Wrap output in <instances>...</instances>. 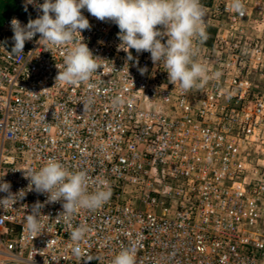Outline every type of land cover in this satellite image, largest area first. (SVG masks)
Listing matches in <instances>:
<instances>
[{"label": "built area", "instance_id": "1", "mask_svg": "<svg viewBox=\"0 0 264 264\" xmlns=\"http://www.w3.org/2000/svg\"><path fill=\"white\" fill-rule=\"evenodd\" d=\"M242 2L240 15L233 0H200L207 40L194 47L209 80L184 92L150 53L132 49L129 61L117 51L118 27L86 9L81 35L100 65L89 81L56 80L64 47L40 45L39 34L11 57V20L42 15L17 0L25 14L0 27V183L25 195L0 208V264H111L128 247L136 264H264V175L251 153L264 126V0ZM49 158L106 179L109 201L57 218L62 202L29 191L24 174ZM37 201L33 233L26 217ZM80 224L90 231L77 257L70 233Z\"/></svg>", "mask_w": 264, "mask_h": 264}, {"label": "clouds", "instance_id": "2", "mask_svg": "<svg viewBox=\"0 0 264 264\" xmlns=\"http://www.w3.org/2000/svg\"><path fill=\"white\" fill-rule=\"evenodd\" d=\"M33 4L42 15L36 19L29 18L27 24L13 18L10 22L13 31L14 46L11 57L22 56L26 41H31L39 34L38 43L46 48L63 46V62L56 80L68 85H77L90 80L100 65L90 51L81 32L90 29L88 19L81 10L86 9L99 21H111L119 32L120 44L117 51H124L129 61L133 60L130 50L136 53L148 52L154 65H163L168 80L173 85L188 92L200 89L209 80L208 68L197 59L198 47L207 40L205 30V10L200 0H44L42 4L36 0H26ZM233 9L243 15L245 6L242 0H233ZM157 26H162L161 30ZM166 42H162L164 38ZM143 74L146 69H140ZM221 73L216 72L219 78ZM122 97L113 98V106L123 103ZM91 99L85 104L87 108ZM29 179L28 190L47 194L48 202H62L63 211L57 218L71 222L82 209L95 210L102 207L112 196L109 182L104 178L93 181L83 170H70L56 158H49L39 169L29 168L24 171ZM95 190L90 191V184ZM9 182L0 183V192L7 195L0 199V208H7L25 195L10 191ZM43 205L37 201L26 217L29 232H40L42 225L39 217ZM89 227L85 224L76 226L70 233L74 242L73 253L80 256L79 244L85 239ZM111 264H136V252L132 247L122 249L114 256Z\"/></svg>", "mask_w": 264, "mask_h": 264}, {"label": "rangeland", "instance_id": "3", "mask_svg": "<svg viewBox=\"0 0 264 264\" xmlns=\"http://www.w3.org/2000/svg\"><path fill=\"white\" fill-rule=\"evenodd\" d=\"M13 1L17 3V0ZM13 13L15 12L9 9L5 12L0 9V20L3 21L1 26L5 23L6 19ZM251 153L253 154L254 167L261 169V173L264 175V126L262 127V131L260 132L259 140L256 141L251 147ZM262 258L264 260V257Z\"/></svg>", "mask_w": 264, "mask_h": 264}, {"label": "trees", "instance_id": "4", "mask_svg": "<svg viewBox=\"0 0 264 264\" xmlns=\"http://www.w3.org/2000/svg\"><path fill=\"white\" fill-rule=\"evenodd\" d=\"M0 9L5 12L6 10H12L21 15H24V11L17 5V3L13 0H0ZM2 20H0V26L2 24Z\"/></svg>", "mask_w": 264, "mask_h": 264}]
</instances>
